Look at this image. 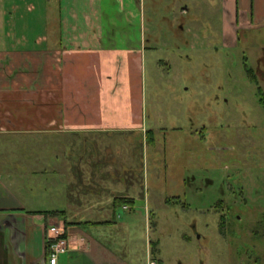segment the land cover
<instances>
[{"label": "crops", "instance_id": "0c3cea01", "mask_svg": "<svg viewBox=\"0 0 264 264\" xmlns=\"http://www.w3.org/2000/svg\"><path fill=\"white\" fill-rule=\"evenodd\" d=\"M203 1L212 2L172 0L171 8L177 12L183 3V13L193 6L201 10ZM219 1L224 46L252 44L257 73L264 76V0ZM5 4L2 0L0 264H49L46 232L51 226L68 238V251L56 264H140L117 240L107 244L98 234L116 223L115 198L134 199L139 189L128 178L126 154L100 152L110 150L116 136L143 129L139 75L149 50L143 0H58L54 26L45 18L40 28L22 25L25 18L16 16V3ZM79 136L91 138L95 152L63 154L65 143L71 147ZM7 146L16 153H7ZM46 176L66 181L64 210H58L57 201L49 203L52 189L37 186L36 178ZM117 209L134 210L133 205Z\"/></svg>", "mask_w": 264, "mask_h": 264}, {"label": "rangeland", "instance_id": "374dc122", "mask_svg": "<svg viewBox=\"0 0 264 264\" xmlns=\"http://www.w3.org/2000/svg\"><path fill=\"white\" fill-rule=\"evenodd\" d=\"M9 1L22 25L40 28L46 18L54 26L58 0ZM203 2L183 13V3L175 12L172 0H143V129L100 152L126 154L128 178L139 185L134 210L114 211L116 223L99 230L100 241L117 240L140 264L146 257V264L153 257L157 264H264V76L252 44L224 46L220 1ZM77 139L71 147L65 141L62 153L95 152L91 138ZM36 181L64 210L66 181Z\"/></svg>", "mask_w": 264, "mask_h": 264}, {"label": "built area", "instance_id": "2783aa9c", "mask_svg": "<svg viewBox=\"0 0 264 264\" xmlns=\"http://www.w3.org/2000/svg\"><path fill=\"white\" fill-rule=\"evenodd\" d=\"M46 247L49 264H56L57 257L68 251V238L62 237V232L59 226L48 227L46 232Z\"/></svg>", "mask_w": 264, "mask_h": 264}, {"label": "trees", "instance_id": "16d2710c", "mask_svg": "<svg viewBox=\"0 0 264 264\" xmlns=\"http://www.w3.org/2000/svg\"><path fill=\"white\" fill-rule=\"evenodd\" d=\"M246 71H249L248 69H246ZM250 74V73H249ZM260 91H261V89H260ZM262 102H263V104H264V100L262 99ZM151 133V131H149V130H145V137H146V140H148V134H150ZM133 201H134V199L133 198H131V197H128V196H122V197H116L115 198V200H114V205H113V207L115 208V206H116V209H114V211H116L117 210V208H119V207H121V206H124V205H133ZM60 216H64L65 215V213L64 212H59L58 213ZM64 227H65V225H64ZM62 237H67L66 236V233H65V231L63 230V232H62ZM151 244H153V245H156V243H151ZM153 248H152V251H154V249H156V247H154V246H152Z\"/></svg>", "mask_w": 264, "mask_h": 264}]
</instances>
